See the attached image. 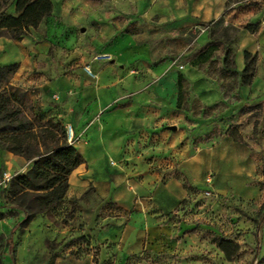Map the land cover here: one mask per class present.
<instances>
[{"label": "crops", "instance_id": "1", "mask_svg": "<svg viewBox=\"0 0 264 264\" xmlns=\"http://www.w3.org/2000/svg\"><path fill=\"white\" fill-rule=\"evenodd\" d=\"M51 1L27 36L0 37V65H18L10 84L43 123L71 126L82 158L63 200L22 227L35 235L28 264H50L48 241L69 243L63 264L77 263L66 253L81 246L79 259L101 260L175 249L192 226L186 206L205 190L212 207L264 203V0H110L116 13L103 0ZM208 43L217 49L206 58ZM245 53L256 56L249 84L240 79ZM30 167L0 150V182ZM6 187L0 236L11 240L2 260L24 217L8 214Z\"/></svg>", "mask_w": 264, "mask_h": 264}, {"label": "trees", "instance_id": "2", "mask_svg": "<svg viewBox=\"0 0 264 264\" xmlns=\"http://www.w3.org/2000/svg\"><path fill=\"white\" fill-rule=\"evenodd\" d=\"M52 8L51 0H0V37L21 40L51 14ZM248 29L254 30V27L248 26ZM216 49V44L208 43L202 54L208 58ZM223 62L224 72H232L234 64L229 50ZM255 65L256 56L245 53V67L240 74L243 84L251 83ZM17 68V64L0 65V150L21 156L31 164L30 169L16 174L3 190L11 203L8 214L22 212L20 225H26L35 215L55 209L63 200L67 177L82 163V158L67 142L64 126L51 120L43 123L40 110L28 102L26 92L10 84ZM228 134L241 140L234 127ZM256 241H259L257 235ZM213 242L227 262L234 261L240 253V244L231 238L216 236ZM139 255L125 257L124 264L139 262ZM0 264H3L1 255Z\"/></svg>", "mask_w": 264, "mask_h": 264}, {"label": "rangeland", "instance_id": "3", "mask_svg": "<svg viewBox=\"0 0 264 264\" xmlns=\"http://www.w3.org/2000/svg\"><path fill=\"white\" fill-rule=\"evenodd\" d=\"M111 1L113 2V0ZM111 1L103 0V3H106V10H113L110 5ZM88 32L90 31L88 30ZM1 192L2 188L0 187V207L4 205ZM225 203H222L223 207H212L211 201L206 196L193 199L186 206L182 215L185 217V222L191 223L192 226L185 227L184 234L186 236H181L183 240L180 242L181 244L175 249H172V247L162 250L148 249L147 253L139 255L141 260L133 264H264V226L261 231H256V226L260 227L264 223V203L260 207L255 204L238 206L232 203L227 206ZM199 207L202 208L198 209ZM205 211L206 213H204ZM202 213L204 214L201 215ZM198 215L199 217H197ZM21 221L12 226L10 230L9 235L13 236V247L9 248L8 253L5 252L6 255L3 257L4 264H28L35 256V253L31 251L35 235L21 231L24 226L20 225ZM238 221L241 222L239 227ZM200 225H203V227ZM217 231L220 233L218 234ZM256 235L259 239L258 242L256 241ZM216 236H224L234 241H239L240 253L234 261H225L213 242ZM7 240H11L8 235L0 236V255L1 249L8 247ZM68 244L66 242L65 245ZM63 245L59 244L56 246L52 241L46 242L48 248L46 252H48L50 264H54L57 258L62 260L58 264H63L64 259L62 257L66 256L63 253L65 250V245ZM76 248V250L72 249V253H66L70 254L73 259L79 260L74 264H124L125 258H116L115 256L108 257L105 260L95 256L88 259L86 257L79 259L86 249L84 246Z\"/></svg>", "mask_w": 264, "mask_h": 264}, {"label": "built area", "instance_id": "4", "mask_svg": "<svg viewBox=\"0 0 264 264\" xmlns=\"http://www.w3.org/2000/svg\"><path fill=\"white\" fill-rule=\"evenodd\" d=\"M178 67H179V69H182V66H178ZM84 71L87 72L89 75L93 76L91 71L89 70V68L87 66L84 68ZM65 133H66L67 142L71 143L74 140V134H73V131H72V128H71L70 125H67L65 127ZM12 178H13V176L5 173L3 175L2 181L0 182V186L1 187H6L9 184V182L12 180ZM211 182H212V176L210 174L205 176L204 183L207 184V185H210ZM204 196L213 197L214 194H213V192L211 190H205L204 191Z\"/></svg>", "mask_w": 264, "mask_h": 264}, {"label": "water", "instance_id": "5", "mask_svg": "<svg viewBox=\"0 0 264 264\" xmlns=\"http://www.w3.org/2000/svg\"><path fill=\"white\" fill-rule=\"evenodd\" d=\"M174 129V128H173Z\"/></svg>", "mask_w": 264, "mask_h": 264}]
</instances>
